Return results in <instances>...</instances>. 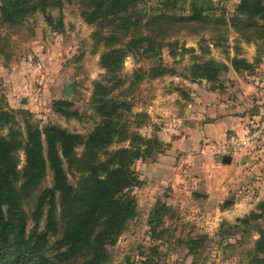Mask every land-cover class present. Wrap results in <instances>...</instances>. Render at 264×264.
I'll return each instance as SVG.
<instances>
[{"label":"rangeland","instance_id":"obj_1","mask_svg":"<svg viewBox=\"0 0 264 264\" xmlns=\"http://www.w3.org/2000/svg\"><path fill=\"white\" fill-rule=\"evenodd\" d=\"M193 2L210 3L213 21L202 24L179 20L191 15ZM166 3L167 0H144L131 8L123 17L129 18L131 23L141 20L139 27L128 25L129 30L117 33L116 39L111 38L115 25L106 21L89 23L83 17L80 0L67 2L62 9L50 8L47 14L38 11L16 27L0 21V110L15 111L24 133L28 119L40 128L53 124L86 137L101 122L93 107L96 84L110 79L102 67V56L111 49L124 48L132 36L156 38L162 44V62L129 53L119 73L126 83L110 94L112 99L132 104L129 120L133 130L147 137L158 136L159 124L164 126V122H171L167 95L186 101L197 97L203 101L210 99L223 113H237L242 117L240 131L229 138L234 135L246 142L238 151H241L240 158L244 156L248 161L245 164L239 161L241 183L229 189L220 208L227 214L215 221L202 219L197 214L196 196L192 194L187 195L190 204L186 208L179 206L184 193L176 191L169 183V169L164 174L157 164L164 160L166 153L153 160L138 161L134 170L141 185L131 192L137 200L138 215L117 244L109 247L108 264H255L252 250L259 239L255 231L246 235L232 229V235L220 234L228 230V226H237L239 218L255 211L264 200V41L248 42L232 27L230 20L239 0H187L171 11L166 9ZM164 12L171 20L147 24L150 16ZM49 14L53 17L52 25L47 21ZM221 17L227 19V28L214 22ZM117 24L124 28L120 22ZM98 34L109 42L100 41ZM139 54H143V50ZM235 58L246 60L253 65V70L237 72L232 66ZM210 60L226 64L229 72L224 73L217 84L201 79L193 82V66ZM158 65L168 73L155 80L146 77L138 80L135 75L140 69L149 73ZM70 84L74 91L66 98ZM110 86L114 85L110 83ZM205 90L212 97L205 98ZM59 100L72 103L80 117L67 119L55 113L53 104ZM137 115L141 117L138 119ZM129 146L130 142L117 143L110 150ZM83 151V146L77 148L78 154ZM19 156L23 169L25 152L21 151ZM65 167L70 182L76 185L79 174L70 171L67 164ZM228 178V174H224L222 180ZM52 183L49 173L43 188L51 187ZM162 204L170 207L164 215L159 210ZM30 210L28 207V212ZM151 221L156 226L155 232ZM44 225L43 221L41 230ZM33 227L31 223L29 229ZM192 241L198 245H193ZM260 259H264V255ZM69 264H83V260Z\"/></svg>","mask_w":264,"mask_h":264},{"label":"trees","instance_id":"obj_2","mask_svg":"<svg viewBox=\"0 0 264 264\" xmlns=\"http://www.w3.org/2000/svg\"><path fill=\"white\" fill-rule=\"evenodd\" d=\"M72 1L0 0V21L16 27L38 11L47 14L48 9H62L65 3ZM141 1L144 0H80V4L82 15L89 23L106 21L115 25L111 38L116 39L117 33L129 30L128 25L139 27L141 20L131 23L123 15ZM181 1L187 0H167L165 7L168 11L177 10ZM239 2L230 20L232 27L248 42L264 41V0ZM212 11L210 3L193 2L191 15L179 20L209 24L213 21ZM170 17L166 12L150 16L147 24L156 20L167 22ZM47 21L53 24L50 14ZM214 22L228 25L225 17ZM98 35L100 41L107 40L102 34ZM141 50L143 54H139ZM129 53L162 62V44L152 36H132L124 48L106 52L102 56V67L110 79L96 84L93 101L101 122L86 137L53 124L40 128L28 119L24 133L15 111L0 110V264H69L78 260H83V264L109 263V247L117 244L138 215L137 200L131 192L141 185V180L134 166L138 161L153 160L167 152L166 144L158 136L147 137L133 130L129 120L130 102L110 98L115 88L126 83L119 73ZM232 66L237 72L253 70V65L244 59H233ZM193 69V82L201 79L212 84L219 83L230 70L226 64L215 60L194 65ZM167 73L166 68L158 65L149 73L140 69L135 75L138 80L144 77L155 80ZM73 107L65 100L53 104L55 113L67 119L80 117ZM23 113L31 116L28 111ZM140 117L137 115L138 119ZM142 125L138 124L139 128ZM124 142H130V146L110 150ZM81 146L84 151L80 155L77 148ZM21 151L26 156L23 169L20 168ZM224 162L229 164L231 158L226 157ZM66 164L70 171L79 174L76 185L70 182ZM49 173L53 177L52 186L43 188ZM169 208L162 204L159 210L164 215ZM43 221L45 225L41 230ZM237 222V226H228L220 235L226 232L232 235V229L246 235L255 231L259 239L252 250V259L255 264H264V259H260L264 255V200L255 211ZM31 223L34 227L30 230ZM150 225L155 232L154 222ZM192 244L198 245L194 241Z\"/></svg>","mask_w":264,"mask_h":264},{"label":"crops","instance_id":"obj_3","mask_svg":"<svg viewBox=\"0 0 264 264\" xmlns=\"http://www.w3.org/2000/svg\"><path fill=\"white\" fill-rule=\"evenodd\" d=\"M205 92V98L212 97ZM165 98L171 122H164V126L159 124L157 135L166 144L167 152L164 160L157 163L158 167L164 174L169 169V183L176 191L184 193L180 207L190 204L187 195L192 194L196 196L193 202L200 208L196 209L202 219L219 220L227 214L220 209L226 194L241 183L242 170L238 163L248 161L244 156L240 158L241 151H232L227 156L220 152L229 136L240 131L242 117L237 113H223L210 99L203 101L197 97L186 101L168 95ZM226 157L231 158L229 164L224 162ZM224 174L229 176L226 181L222 180Z\"/></svg>","mask_w":264,"mask_h":264},{"label":"built area","instance_id":"obj_4","mask_svg":"<svg viewBox=\"0 0 264 264\" xmlns=\"http://www.w3.org/2000/svg\"><path fill=\"white\" fill-rule=\"evenodd\" d=\"M245 144V141H240L238 136L233 135L228 139L227 143L222 145L221 154L227 156L231 151H238L242 149Z\"/></svg>","mask_w":264,"mask_h":264},{"label":"water","instance_id":"obj_5","mask_svg":"<svg viewBox=\"0 0 264 264\" xmlns=\"http://www.w3.org/2000/svg\"><path fill=\"white\" fill-rule=\"evenodd\" d=\"M73 91H74L73 85L70 84L66 90V98H70L73 94Z\"/></svg>","mask_w":264,"mask_h":264}]
</instances>
